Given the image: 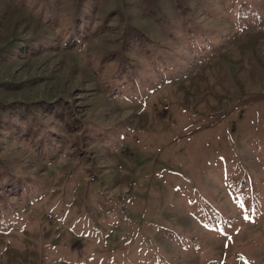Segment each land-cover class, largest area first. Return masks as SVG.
I'll use <instances>...</instances> for the list:
<instances>
[{
	"label": "rangeland",
	"instance_id": "rangeland-1",
	"mask_svg": "<svg viewBox=\"0 0 264 264\" xmlns=\"http://www.w3.org/2000/svg\"><path fill=\"white\" fill-rule=\"evenodd\" d=\"M0 264H264V0H0Z\"/></svg>",
	"mask_w": 264,
	"mask_h": 264
}]
</instances>
